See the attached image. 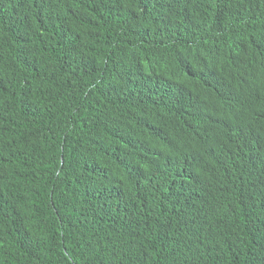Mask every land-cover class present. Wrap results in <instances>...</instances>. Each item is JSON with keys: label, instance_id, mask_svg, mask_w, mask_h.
<instances>
[{"label": "trees", "instance_id": "16d2710c", "mask_svg": "<svg viewBox=\"0 0 264 264\" xmlns=\"http://www.w3.org/2000/svg\"><path fill=\"white\" fill-rule=\"evenodd\" d=\"M0 264H264V0H0Z\"/></svg>", "mask_w": 264, "mask_h": 264}]
</instances>
